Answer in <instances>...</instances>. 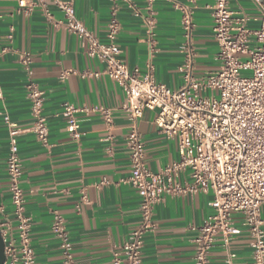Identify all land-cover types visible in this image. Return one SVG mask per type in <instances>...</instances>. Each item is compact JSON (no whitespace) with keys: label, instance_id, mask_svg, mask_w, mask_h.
Here are the masks:
<instances>
[{"label":"crops","instance_id":"obj_1","mask_svg":"<svg viewBox=\"0 0 264 264\" xmlns=\"http://www.w3.org/2000/svg\"><path fill=\"white\" fill-rule=\"evenodd\" d=\"M0 0V203L3 220L17 238L11 183L7 173L9 156L8 123L21 131L18 137L22 165L21 187L26 195L25 214L31 221L35 264H63L59 240L52 234L55 214L62 215L70 234L77 264H113V251L123 246L141 223V198L125 181L131 176L127 149L130 131L123 110L126 95L122 87L105 75V64L91 58L86 45L64 26V15L50 0L46 8L37 0ZM36 6L31 7L32 3ZM76 0V17L101 43L107 44L108 24L117 10L121 32L117 38L120 59L131 70L145 74L150 60L155 78L172 90L183 85L180 67L186 55L181 7L194 14L193 42L196 51L194 75L206 77L217 72L219 46L213 33L215 0H155L157 52L150 57L144 17L148 0ZM234 11H242L255 30L259 12L250 0H234ZM49 14V15H48ZM11 37V38H10ZM32 59L29 70L22 57ZM32 80L45 93V116L49 126L48 144L33 132L34 119L28 97ZM103 107L112 111L108 127L99 114H78L80 138L74 140L66 129L63 106ZM156 111H146L139 121L149 169L157 173L179 160L176 140L161 133L154 121ZM8 117V123L4 119ZM111 137L112 139L107 141ZM112 147L113 152L108 153ZM181 179L187 180V175ZM189 180V179H188ZM105 184H102L103 182ZM212 192L183 196L166 195L154 211L156 230L146 235L142 264H195V239L204 221L213 214ZM264 219V207L262 208ZM243 216L234 224L242 230L227 244L218 236L210 253L211 264H253L252 239L243 226Z\"/></svg>","mask_w":264,"mask_h":264},{"label":"built area","instance_id":"obj_2","mask_svg":"<svg viewBox=\"0 0 264 264\" xmlns=\"http://www.w3.org/2000/svg\"><path fill=\"white\" fill-rule=\"evenodd\" d=\"M37 1L47 7L48 0ZM50 1L63 13L66 29L83 41L89 57L105 64V75L122 87L126 95L123 110L130 126L127 149L131 176L125 183L132 186L141 198V223L128 241L113 251L112 263L142 264L144 239L156 230L154 211L166 195L212 192L210 207L214 212L204 221L194 241L195 264H211L210 253L218 236L228 244L241 234L242 230L234 224L235 215L243 216V226L252 239L253 264H264V0H250L260 14L254 19L259 23L255 30L248 28L251 21L248 15L232 9L234 0H215L213 33L219 46L217 59L220 68L202 78L194 75V14L189 7H181L186 59L180 67L183 85L177 90L156 81L152 59L146 73L141 74L138 68L131 70L119 58L121 51L117 38L121 24L116 9L108 24V43L103 44L76 17V0ZM124 1L132 6L131 0ZM148 3L144 25L150 57L153 58L157 52V19L152 7L155 0H148ZM34 6L33 2L31 7ZM19 7H26L24 0L19 1ZM3 53L5 51L0 52V56ZM22 63L29 70L31 57L23 56ZM27 89L34 119L32 130L39 141L47 145L50 132L44 109L45 93L32 80H29ZM146 111H156L155 125L169 139L176 140L179 147V160L157 173L148 167L145 144L139 131V121ZM78 114H99L108 127L113 124L110 109L76 107L66 103L62 116L66 120L67 132L74 140L80 138ZM4 119L8 123L6 115ZM8 128L7 173L18 234L17 238L11 237L10 223L3 220L5 207L0 203L5 264H35L31 221L25 214L26 195L21 187L23 172L18 147L21 131L12 123H8ZM111 139L109 137L107 141ZM112 152L113 148H108V153ZM182 175H187V180L183 181ZM52 234L60 242L63 264H77L66 220L59 213L55 214ZM232 258V255L228 256L227 264H233Z\"/></svg>","mask_w":264,"mask_h":264},{"label":"water","instance_id":"obj_3","mask_svg":"<svg viewBox=\"0 0 264 264\" xmlns=\"http://www.w3.org/2000/svg\"><path fill=\"white\" fill-rule=\"evenodd\" d=\"M5 262H6L5 243L0 230V264H5Z\"/></svg>","mask_w":264,"mask_h":264},{"label":"rangeland","instance_id":"obj_4","mask_svg":"<svg viewBox=\"0 0 264 264\" xmlns=\"http://www.w3.org/2000/svg\"><path fill=\"white\" fill-rule=\"evenodd\" d=\"M246 76H250V73H245ZM217 95V94H216Z\"/></svg>","mask_w":264,"mask_h":264}]
</instances>
